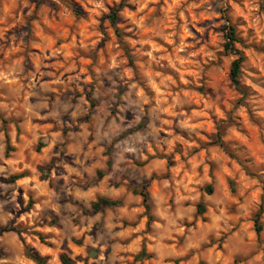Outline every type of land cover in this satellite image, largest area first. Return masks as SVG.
Here are the masks:
<instances>
[{
	"label": "clouds",
	"instance_id": "obj_1",
	"mask_svg": "<svg viewBox=\"0 0 264 264\" xmlns=\"http://www.w3.org/2000/svg\"><path fill=\"white\" fill-rule=\"evenodd\" d=\"M0 264H264V0H0Z\"/></svg>",
	"mask_w": 264,
	"mask_h": 264
},
{
	"label": "trees",
	"instance_id": "obj_2",
	"mask_svg": "<svg viewBox=\"0 0 264 264\" xmlns=\"http://www.w3.org/2000/svg\"><path fill=\"white\" fill-rule=\"evenodd\" d=\"M238 73V67L235 66V64L233 65V69H232V74L236 75Z\"/></svg>",
	"mask_w": 264,
	"mask_h": 264
},
{
	"label": "rangeland",
	"instance_id": "obj_3",
	"mask_svg": "<svg viewBox=\"0 0 264 264\" xmlns=\"http://www.w3.org/2000/svg\"><path fill=\"white\" fill-rule=\"evenodd\" d=\"M211 38V37H210ZM255 147L258 149L260 147V144L255 145Z\"/></svg>",
	"mask_w": 264,
	"mask_h": 264
}]
</instances>
